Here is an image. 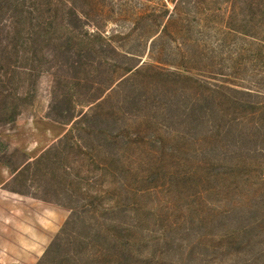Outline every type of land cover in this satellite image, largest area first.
Returning <instances> with one entry per match:
<instances>
[{"label":"rangeland","instance_id":"374dc122","mask_svg":"<svg viewBox=\"0 0 264 264\" xmlns=\"http://www.w3.org/2000/svg\"><path fill=\"white\" fill-rule=\"evenodd\" d=\"M6 45L0 264H264V13L3 0Z\"/></svg>","mask_w":264,"mask_h":264},{"label":"trees","instance_id":"16d2710c","mask_svg":"<svg viewBox=\"0 0 264 264\" xmlns=\"http://www.w3.org/2000/svg\"><path fill=\"white\" fill-rule=\"evenodd\" d=\"M3 0H0V5H2ZM233 2V1H232ZM235 2V1H234ZM244 5H246L247 9L251 11L252 15L258 14V13H264V0H244ZM10 54H12V51L7 48L6 46H3V48L0 49V58H7L10 57ZM2 98H0V104L2 103ZM14 116L11 114L9 115V120H14ZM71 135V132H67L65 134L66 138H69ZM44 156H42L39 160ZM120 234H115V241L118 247V252L120 255L127 254L131 257L135 255H144V253H147V250L142 248L145 245V242H143V239H139L135 233L133 232L134 229H132L128 225L121 224L120 227ZM151 247V246H150ZM153 248V247H152ZM146 250V251H144ZM149 251V250H148ZM157 251V249H156ZM155 254V248L148 254L150 256Z\"/></svg>","mask_w":264,"mask_h":264}]
</instances>
